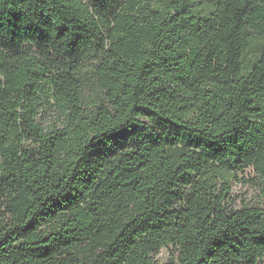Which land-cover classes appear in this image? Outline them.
<instances>
[{
    "label": "trees",
    "instance_id": "16d2710c",
    "mask_svg": "<svg viewBox=\"0 0 264 264\" xmlns=\"http://www.w3.org/2000/svg\"><path fill=\"white\" fill-rule=\"evenodd\" d=\"M0 264H264V0H0Z\"/></svg>",
    "mask_w": 264,
    "mask_h": 264
},
{
    "label": "rangeland",
    "instance_id": "374dc122",
    "mask_svg": "<svg viewBox=\"0 0 264 264\" xmlns=\"http://www.w3.org/2000/svg\"><path fill=\"white\" fill-rule=\"evenodd\" d=\"M240 177L243 178H252L254 174L251 171L246 172L245 174H240ZM234 193L236 195L234 207L241 208L244 205H260L262 200L259 197V190L255 183L252 182H236L234 184ZM170 258V252L167 249H163L157 256V259L160 263H165Z\"/></svg>",
    "mask_w": 264,
    "mask_h": 264
}]
</instances>
